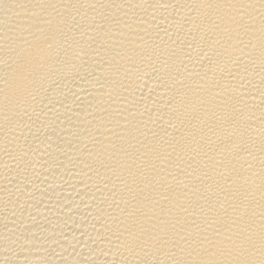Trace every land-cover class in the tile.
<instances>
[{
	"label": "bare ground",
	"instance_id": "1",
	"mask_svg": "<svg viewBox=\"0 0 264 264\" xmlns=\"http://www.w3.org/2000/svg\"><path fill=\"white\" fill-rule=\"evenodd\" d=\"M0 264H264V0H0Z\"/></svg>",
	"mask_w": 264,
	"mask_h": 264
}]
</instances>
